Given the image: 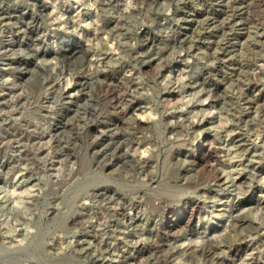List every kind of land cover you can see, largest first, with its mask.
Returning <instances> with one entry per match:
<instances>
[{"label":"rangeland","instance_id":"374dc122","mask_svg":"<svg viewBox=\"0 0 264 264\" xmlns=\"http://www.w3.org/2000/svg\"><path fill=\"white\" fill-rule=\"evenodd\" d=\"M0 264H264V0H0Z\"/></svg>","mask_w":264,"mask_h":264}]
</instances>
